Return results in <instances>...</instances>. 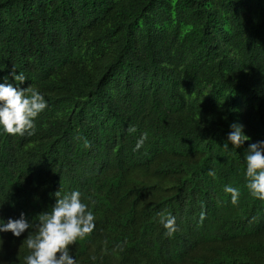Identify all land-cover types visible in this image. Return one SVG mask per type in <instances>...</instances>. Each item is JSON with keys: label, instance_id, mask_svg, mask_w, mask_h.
<instances>
[{"label": "trees", "instance_id": "1", "mask_svg": "<svg viewBox=\"0 0 264 264\" xmlns=\"http://www.w3.org/2000/svg\"><path fill=\"white\" fill-rule=\"evenodd\" d=\"M13 71L48 107L31 136L0 130L5 222L79 190L96 226L69 246L78 264H264L245 175L264 141V0H0V82ZM233 122L250 140L226 150ZM30 231L0 233V264H25Z\"/></svg>", "mask_w": 264, "mask_h": 264}, {"label": "clouds", "instance_id": "2", "mask_svg": "<svg viewBox=\"0 0 264 264\" xmlns=\"http://www.w3.org/2000/svg\"><path fill=\"white\" fill-rule=\"evenodd\" d=\"M11 76L15 84L6 78L0 82V130L11 135L31 136L35 132L36 118L48 107V102L34 86L21 87L27 80L23 72L17 74L13 71ZM147 139V133H143L137 140L135 150L139 151ZM249 140L244 125L233 122L223 148L229 149L230 143L236 149ZM245 161V175L249 180L247 187L254 196L264 199V141L248 146ZM224 191L231 194L232 203L238 202L239 188L225 185ZM81 195L79 190L67 193L58 190L54 193L56 199L51 211L40 213L35 223L24 213L15 219L8 218L6 222L0 218V233L11 232L13 236L20 237L26 230H32L25 240L30 250L24 257L25 264H78L76 258L70 255L69 246L85 239L96 226L95 214L82 201ZM160 222L167 235L176 232V217L171 213L160 214ZM3 244L4 240L0 237V249Z\"/></svg>", "mask_w": 264, "mask_h": 264}]
</instances>
